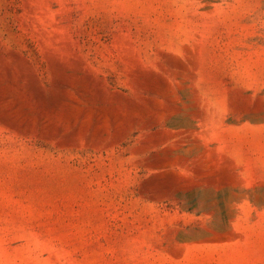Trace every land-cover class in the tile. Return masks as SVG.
I'll list each match as a JSON object with an SVG mask.
<instances>
[{
    "label": "rangeland",
    "instance_id": "obj_1",
    "mask_svg": "<svg viewBox=\"0 0 264 264\" xmlns=\"http://www.w3.org/2000/svg\"><path fill=\"white\" fill-rule=\"evenodd\" d=\"M0 264H264V0H0Z\"/></svg>",
    "mask_w": 264,
    "mask_h": 264
}]
</instances>
